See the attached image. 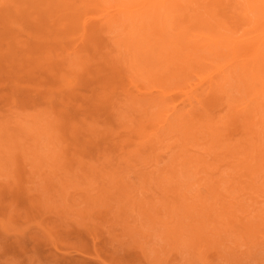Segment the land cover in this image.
Masks as SVG:
<instances>
[{
  "label": "rangeland",
  "instance_id": "374dc122",
  "mask_svg": "<svg viewBox=\"0 0 264 264\" xmlns=\"http://www.w3.org/2000/svg\"><path fill=\"white\" fill-rule=\"evenodd\" d=\"M91 1L99 35L0 101V264H264L261 2Z\"/></svg>",
  "mask_w": 264,
  "mask_h": 264
},
{
  "label": "bare ground",
  "instance_id": "6f19581e",
  "mask_svg": "<svg viewBox=\"0 0 264 264\" xmlns=\"http://www.w3.org/2000/svg\"><path fill=\"white\" fill-rule=\"evenodd\" d=\"M113 1L123 8L125 19L135 23L139 0ZM256 1L261 6H253V11L264 7V0ZM148 2L143 1L146 4L143 9L151 6L156 13L163 10L158 18L161 25L165 24L168 11H178V0L171 6H166L167 0H157L152 5ZM91 3V0H0V101L7 102L10 111L19 108L23 96L35 97V76L42 70L55 72L52 63L67 61L63 53L70 33L75 32L74 46L78 45L80 50L85 48L87 31L99 35V24L86 19L85 8ZM253 54L260 67L263 52L255 46Z\"/></svg>",
  "mask_w": 264,
  "mask_h": 264
}]
</instances>
